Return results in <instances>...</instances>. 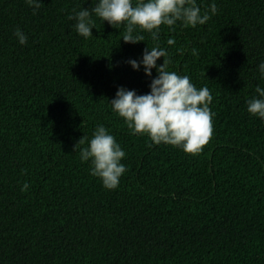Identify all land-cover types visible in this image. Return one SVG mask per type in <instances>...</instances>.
<instances>
[{
    "label": "trees",
    "instance_id": "obj_1",
    "mask_svg": "<svg viewBox=\"0 0 264 264\" xmlns=\"http://www.w3.org/2000/svg\"><path fill=\"white\" fill-rule=\"evenodd\" d=\"M195 2L211 12L213 0ZM215 3L206 24L161 25L158 41L138 26L146 41L133 44L95 13L94 36L77 32L69 16L93 0L36 13L0 0V264H264V119L247 105L264 86V0ZM148 45L213 95L199 153L133 134L111 108L120 86L151 91L127 62ZM100 123L126 152L116 189L75 152Z\"/></svg>",
    "mask_w": 264,
    "mask_h": 264
},
{
    "label": "clouds",
    "instance_id": "obj_2",
    "mask_svg": "<svg viewBox=\"0 0 264 264\" xmlns=\"http://www.w3.org/2000/svg\"><path fill=\"white\" fill-rule=\"evenodd\" d=\"M26 3L36 13L43 0H26ZM93 4L91 9H74L69 16L76 21L77 32L86 39L94 36L95 13L116 28L126 26L123 40L133 44L146 41L139 30H146L158 41L161 25L173 26L177 21L186 26L204 25L218 11L215 0L211 12L203 14L195 0H93ZM15 36L21 44H27L28 35L21 28L17 27ZM161 57L163 63H158ZM127 62L137 71L143 66V71L151 77V91L138 94L135 89L120 86L110 100L112 110L124 118L133 134H147L157 145L171 144L192 154L203 151L214 131L210 89L198 88L188 75L169 71L171 61L167 49L158 45H148L141 59L130 58ZM258 67L264 75V61ZM153 69L157 72L155 76ZM255 92L258 95L247 100L248 111L264 119V86L257 84ZM75 152H79L84 162L90 161L92 175L100 178L106 188L116 189L120 185L127 170L122 162L126 152L103 123L97 124L90 139L83 136L78 141ZM29 187L25 181L21 190L28 191Z\"/></svg>",
    "mask_w": 264,
    "mask_h": 264
}]
</instances>
